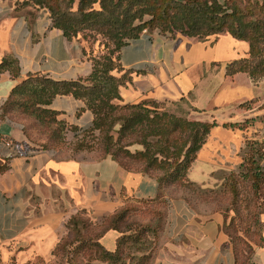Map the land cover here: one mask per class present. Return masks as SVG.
Listing matches in <instances>:
<instances>
[{
	"label": "crops",
	"instance_id": "0c3cea01",
	"mask_svg": "<svg viewBox=\"0 0 264 264\" xmlns=\"http://www.w3.org/2000/svg\"><path fill=\"white\" fill-rule=\"evenodd\" d=\"M82 35L66 39L54 28L48 12L39 8L15 10L13 1L0 0V62L16 61L18 77L0 75V110L12 90L28 75L55 82L87 79L92 60L102 55L99 42L89 44ZM248 45L229 35L203 42L175 33H142L118 52L121 77L131 72L119 88L114 105L140 103L178 104L185 100L200 113L202 122L215 121L205 145L187 173V179L203 189L217 178L213 174L233 170L252 128L229 131L225 123H240L263 116L258 108L239 105L264 97V79L252 84L244 74L225 76V66L246 58ZM260 92V95L257 94ZM84 105L69 96L55 97L47 109L67 127V141L91 127L93 116L80 112ZM77 129L72 132L69 128ZM0 160L7 170L0 175V260L3 264H67L55 249L66 235V223L79 211L93 226L116 214L130 201L152 200L157 195L154 177L128 172L110 157L86 152L67 153L56 147L43 149L31 143L20 123L0 120ZM199 173V174H197ZM223 216L198 205L187 196L169 198L162 228L164 247L157 264H234L231 246L222 231ZM119 233L109 230L98 243L115 250ZM254 261L264 264V250Z\"/></svg>",
	"mask_w": 264,
	"mask_h": 264
},
{
	"label": "trees",
	"instance_id": "16d2710c",
	"mask_svg": "<svg viewBox=\"0 0 264 264\" xmlns=\"http://www.w3.org/2000/svg\"><path fill=\"white\" fill-rule=\"evenodd\" d=\"M16 1L19 2L15 3V10L33 6L45 9L52 26L61 30L66 39L86 32L99 37L107 54L92 60L91 74L85 80L55 82L43 76L28 75L12 90L1 107L0 120L6 118L20 123L29 140L32 138L31 125L37 123L38 128L47 132V142L38 147L54 148L60 144L61 135L68 127L57 121L58 114L47 107L57 96L72 97L84 105L79 113L86 110L93 116L91 127L81 134L98 132L100 136L103 135L99 158L110 157L128 172L133 171L123 162L139 163L142 168L135 173L152 176L157 182V195L154 199L137 201L144 206L154 205V210L137 211L125 204L98 226H93L86 213L79 211L66 223V235L54 254L62 255L67 264H125L123 261L127 255L124 256L123 253L132 243L131 248L139 244L141 247L146 246L145 251L148 253L142 254V258L136 263L144 264L152 257L155 250L153 244L162 233L164 225L168 198L162 195L161 189L169 183L188 189L197 186L187 179V173L205 145L211 129L218 124L215 121L199 123L176 118L162 111L167 105L165 103L114 105L113 101L120 100L119 88L125 85L131 74L126 71L119 78L112 75L115 71H122L117 52L144 32L158 31L170 37L179 33L198 42L212 36L229 35L236 41L246 43L248 54L246 58L227 64L225 76L244 74L256 85L264 79V0ZM3 73H8L12 78L18 77V67L13 58L7 57L0 62V75ZM257 100L245 102L239 108L251 110ZM180 103L189 107L191 112L200 113L185 100ZM254 122V119H247L240 123H225L221 127L229 131L245 132L254 126ZM116 126L117 138L114 139L111 133ZM69 129L77 131L73 127ZM244 142L240 158L242 171L238 174L221 175L224 183L222 196L218 198L225 199L238 218L237 227L230 230L227 226L225 229L234 264H255L252 262L254 247L264 248V239L251 233L249 226L251 223L253 228L258 225L257 210L264 207V171L259 166L263 157V144L250 140ZM133 145L140 146L143 150L129 152L127 149ZM75 149L78 153H87L82 144ZM6 170V160H0V175ZM221 173L223 171L213 174V177ZM197 192V197L202 194L216 198L215 192ZM260 200L263 202L258 204ZM137 212L145 216L149 213L144 223L136 224L133 221ZM218 212L222 214L221 209ZM239 228L241 230H237ZM109 230L119 233L112 252L98 243L99 238ZM235 232H242L245 238H239ZM147 237H152L151 244L143 242L142 239ZM136 249L139 250L138 247Z\"/></svg>",
	"mask_w": 264,
	"mask_h": 264
},
{
	"label": "rangeland",
	"instance_id": "374dc122",
	"mask_svg": "<svg viewBox=\"0 0 264 264\" xmlns=\"http://www.w3.org/2000/svg\"><path fill=\"white\" fill-rule=\"evenodd\" d=\"M12 1L14 3L19 2L16 0H12ZM250 1L261 2V0H250ZM25 8L35 9L37 7L33 6V7H25ZM81 35H82L81 37L84 40H86L87 42H89V44H94L98 40L99 47H101V50H102L101 57L107 54V49H105L103 47V45L100 44L101 39L99 37H94V35L88 34L87 32L83 33ZM257 94L260 95V92L257 91ZM251 108H258V110L260 112H263V114H264V97L260 100L258 99L257 102L255 104H253ZM162 111H164L165 113H168L170 115H173L176 118H180V119L187 120L190 122L203 123L199 116L191 115V111L189 110V107H187L183 103H178V104H174V105H166ZM262 117L263 116L252 118L255 120V122H254L255 124H253V125L260 124L262 126L259 128H252L253 133H251L250 139H248V137H246L245 141L250 140V142H253V141L262 142L263 150H261V152L263 154V157H262V160L260 161L259 166L264 171V117H263V119H262ZM117 130H118V127L116 126L111 133V135L114 137V139L117 138V133H116ZM46 134H47V132H45L44 129L38 128L37 123H33L31 125L30 135L32 138H30V141L32 143L36 144L37 146L44 145L47 142V135ZM48 135H49V133H48ZM61 137H62L61 140L59 139L60 144L56 148L63 152L64 157H67V153L69 151H71L72 155L80 154V153L75 151L76 150L75 147H77L80 144H82L84 146V149L87 151L88 154L94 155L98 158L100 157V151L102 150V148H101L102 146H100V144H102L103 135L100 136L98 132H94V133L89 132V133H84V134L82 133V134H79L78 136L74 137V140L67 141V130H64V133L61 135ZM129 142H131V140H129ZM244 144H245V142L243 143V147L241 148V150L239 152L240 158H241V154H242L241 152L245 147ZM127 150L132 153V152H136L137 150L142 151L143 148L140 146H137V145H133V146L129 147ZM123 164H125L126 166H129L128 168L130 169V171H133V172H140V170L142 168V165L139 163H131L128 161V162H123ZM240 164H241V159H240L239 165H237L233 170H224L223 173L218 174L215 177V178H217V180L212 181L209 184L208 188H206V189H203L200 185H197L195 187H191L190 188L191 190H190L187 187L182 188L180 186H176V185L169 183L168 185H165V187H163L161 189V193L164 197H166L168 199L176 197V196H180V195L187 196V198L194 200L198 205L203 206L205 208H208L211 211H214L217 213H219L218 209H221L222 214L220 213V215L223 216L222 231H223L224 235L226 236L227 240L229 241L228 236L225 234V229L227 226H229L230 230H232L231 228H233V227L234 228L237 227L238 218H237L236 213L233 211V209H231L229 207V205L225 201V199H222L221 197L219 199L218 196H222V194H221L222 185L224 183L223 177L221 178V175H225L228 173L238 174L239 172L242 171V169H240ZM197 174H199V173H197ZM197 191H201L202 193L207 192V191L208 192H215L216 198H211L209 196L205 197L202 194L200 197H197V194H199ZM204 198H205V200H204ZM262 202L263 201L260 200L258 204H261ZM126 205L131 206L133 209H136L137 211L142 210V209H147L148 211L154 210V205L144 206L143 204H138V202H135V201H130ZM259 208L260 209L257 210V212H259V214L257 216L258 225L255 228H253L252 223H251V225L249 226V229H250L251 233L254 232L257 234V237L264 239V207H259ZM139 214L140 213L137 212L136 215H134L136 217L133 219V221H136V224L138 222L144 223V220H146L149 216V213H147L146 216L141 215V214L139 215ZM133 221H129V223L133 222ZM237 230H241V229L239 228ZM235 235L241 239L245 238L243 236L242 232H238V233L235 232ZM151 239H152V237H147V239H142V240H143V242H148V244H151ZM131 245H132V243H130L129 249H127L126 252L123 253L124 256L127 255V257L123 261V262H125V264H136L137 261L140 258H142V254L148 253V251H145L146 246L141 247L139 244V245H137L139 250H137L136 249L137 247L131 248ZM153 247L155 250H154L152 257H150L149 261L144 263V264H157L156 259H157L158 255L160 254L162 248L164 247L163 240H162V233H160V236L156 240V243L153 244ZM257 249H259V248L254 247L255 251ZM262 249L264 250V248H262ZM255 251H254V256H255ZM130 259H137V260L133 261ZM252 259H253L252 260V262H253L254 257H252ZM254 263H255V261H254ZM0 264H3L1 262V260H0ZM81 264H83V263H81ZM89 264H105V263H101V262H93L92 263L91 262ZM255 264H257V263H255Z\"/></svg>",
	"mask_w": 264,
	"mask_h": 264
}]
</instances>
